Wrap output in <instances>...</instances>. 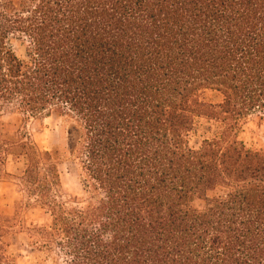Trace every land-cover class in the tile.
Segmentation results:
<instances>
[{"label": "trees", "instance_id": "obj_1", "mask_svg": "<svg viewBox=\"0 0 264 264\" xmlns=\"http://www.w3.org/2000/svg\"><path fill=\"white\" fill-rule=\"evenodd\" d=\"M8 108L64 136L0 134V185L51 219L30 228L31 264H264V151L237 138L264 118V0H0ZM198 117L222 128L194 146ZM65 162L79 198L63 199ZM21 207L0 214V264Z\"/></svg>", "mask_w": 264, "mask_h": 264}, {"label": "rangeland", "instance_id": "obj_2", "mask_svg": "<svg viewBox=\"0 0 264 264\" xmlns=\"http://www.w3.org/2000/svg\"><path fill=\"white\" fill-rule=\"evenodd\" d=\"M18 1V0H14ZM203 100L207 103L217 104L221 102L222 96L219 92L208 90L203 94ZM222 124L215 119L198 117L195 119L194 130L190 134V144L197 146L203 140H211L218 137ZM18 131L26 133L35 141L41 149H51V145H57L60 151L63 146V132L60 121L53 117L40 119H24L21 113L8 108L0 115V134L12 136ZM237 138L250 150L264 151V118L260 115L249 116L238 133ZM10 171L15 170V164L9 166ZM61 181L63 185V199H76L81 197L82 190L76 179L74 166L70 162L59 165ZM20 171H18L19 173ZM13 179H8L0 185V214L11 217L15 212L17 202L22 204L17 215L14 233L11 235L12 250L17 255L15 264H31L32 256L29 251L30 228L47 227L50 224V215L46 209L41 208L31 198V205L27 206L28 195L22 193ZM198 207L203 206L201 200H195Z\"/></svg>", "mask_w": 264, "mask_h": 264}]
</instances>
